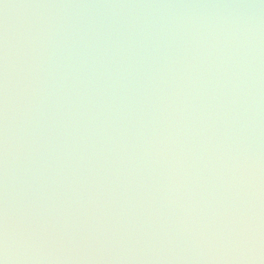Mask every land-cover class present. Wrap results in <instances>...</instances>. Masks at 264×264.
<instances>
[{
	"label": "water",
	"instance_id": "obj_1",
	"mask_svg": "<svg viewBox=\"0 0 264 264\" xmlns=\"http://www.w3.org/2000/svg\"><path fill=\"white\" fill-rule=\"evenodd\" d=\"M2 264H264V0H0Z\"/></svg>",
	"mask_w": 264,
	"mask_h": 264
},
{
	"label": "snow or ice",
	"instance_id": "obj_2",
	"mask_svg": "<svg viewBox=\"0 0 264 264\" xmlns=\"http://www.w3.org/2000/svg\"><path fill=\"white\" fill-rule=\"evenodd\" d=\"M0 264H2V261H0Z\"/></svg>",
	"mask_w": 264,
	"mask_h": 264
}]
</instances>
